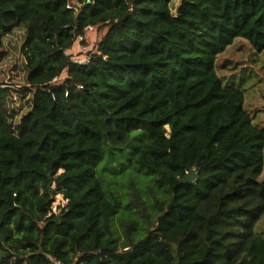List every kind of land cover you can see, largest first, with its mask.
<instances>
[{
	"label": "trees",
	"instance_id": "trees-1",
	"mask_svg": "<svg viewBox=\"0 0 264 264\" xmlns=\"http://www.w3.org/2000/svg\"><path fill=\"white\" fill-rule=\"evenodd\" d=\"M172 1L0 0L29 95L16 120L0 85V261L264 264V128L218 73L235 40L264 52V0Z\"/></svg>",
	"mask_w": 264,
	"mask_h": 264
},
{
	"label": "rangeland",
	"instance_id": "rangeland-1",
	"mask_svg": "<svg viewBox=\"0 0 264 264\" xmlns=\"http://www.w3.org/2000/svg\"><path fill=\"white\" fill-rule=\"evenodd\" d=\"M179 4L180 0L171 2L172 14L176 13ZM23 34L22 31H15L3 39L5 57L0 64V85L11 88V108L17 112L14 118L16 120L24 115V103L29 98L28 94L22 92L25 86L22 71L24 60L20 52ZM99 38L97 28H89L67 53L71 55L72 60L87 61ZM218 66H220L218 73L223 79L229 82H242L245 88L244 108L252 116L254 124L264 128V52L256 54L245 41L235 40L219 57ZM261 179H264V168ZM65 204L62 196L57 195L52 210L57 213ZM257 230L264 237V215L257 224ZM0 264H9V261L8 263L0 261Z\"/></svg>",
	"mask_w": 264,
	"mask_h": 264
},
{
	"label": "water",
	"instance_id": "water-1",
	"mask_svg": "<svg viewBox=\"0 0 264 264\" xmlns=\"http://www.w3.org/2000/svg\"><path fill=\"white\" fill-rule=\"evenodd\" d=\"M196 171L191 169L186 175L180 180L181 183L192 182L196 178Z\"/></svg>",
	"mask_w": 264,
	"mask_h": 264
},
{
	"label": "built area",
	"instance_id": "built-area-1",
	"mask_svg": "<svg viewBox=\"0 0 264 264\" xmlns=\"http://www.w3.org/2000/svg\"><path fill=\"white\" fill-rule=\"evenodd\" d=\"M74 63H82V64H84V63H87L88 62V60L87 61H76V60H72ZM56 80V79H55ZM56 264H60V263H56Z\"/></svg>",
	"mask_w": 264,
	"mask_h": 264
}]
</instances>
